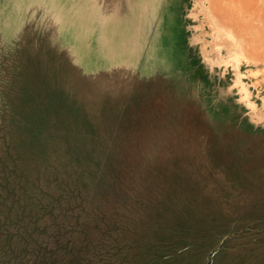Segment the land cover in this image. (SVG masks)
I'll use <instances>...</instances> for the list:
<instances>
[{
    "label": "rangeland",
    "instance_id": "374dc122",
    "mask_svg": "<svg viewBox=\"0 0 264 264\" xmlns=\"http://www.w3.org/2000/svg\"><path fill=\"white\" fill-rule=\"evenodd\" d=\"M126 8L139 26L104 25ZM2 111L30 180L92 157L95 243L264 264V0H0Z\"/></svg>",
    "mask_w": 264,
    "mask_h": 264
},
{
    "label": "trees",
    "instance_id": "16d2710c",
    "mask_svg": "<svg viewBox=\"0 0 264 264\" xmlns=\"http://www.w3.org/2000/svg\"><path fill=\"white\" fill-rule=\"evenodd\" d=\"M2 112L0 264H121L120 259H124L123 263L133 264L132 261L139 256L121 254L115 236L105 243L101 242V238L97 243L93 240V233L99 231L92 229V225L96 224L94 219L98 220L103 215L88 206L86 195L81 192L84 191L81 183L85 173L87 179V174H93L90 170L92 157H89V162L86 159L84 163L81 156H69L68 181L58 175L43 183L30 180L26 168L24 175L16 170L18 166L28 164L25 163L26 159L23 162L24 159L19 156L21 149L18 146L11 149H14L15 154H10V142H7L10 113ZM37 130L43 128L34 124L27 126V142L30 147L43 146L42 141L37 143V137H32L33 134L40 133ZM31 172L33 175L34 172ZM103 224L106 222L98 223ZM101 236L109 238L110 234L101 233ZM160 241L163 242L164 239ZM153 243L155 245L156 241ZM144 251L147 252V249ZM150 251L156 252V249ZM157 253L160 257H165L166 254L162 251ZM154 255L158 256L156 253Z\"/></svg>",
    "mask_w": 264,
    "mask_h": 264
},
{
    "label": "crops",
    "instance_id": "0c3cea01",
    "mask_svg": "<svg viewBox=\"0 0 264 264\" xmlns=\"http://www.w3.org/2000/svg\"><path fill=\"white\" fill-rule=\"evenodd\" d=\"M127 4L129 5V1L125 4V6ZM140 15H142V13ZM116 22H119L118 25L125 24L126 26H139V23L142 22V18H140L138 16L137 12L129 11V9L126 8L124 13L118 12V13L114 14V16L112 18V23L107 21L104 23V25L108 26L110 24L111 26H117V25H115ZM102 26H103V24H102ZM140 26H141V24H140Z\"/></svg>",
    "mask_w": 264,
    "mask_h": 264
}]
</instances>
